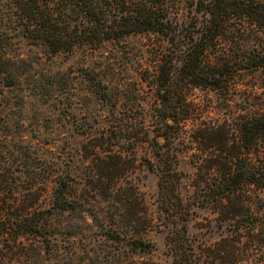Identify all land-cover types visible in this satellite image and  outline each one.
Masks as SVG:
<instances>
[{"label":"rangeland","instance_id":"rangeland-1","mask_svg":"<svg viewBox=\"0 0 264 264\" xmlns=\"http://www.w3.org/2000/svg\"><path fill=\"white\" fill-rule=\"evenodd\" d=\"M9 2L0 0V43L8 33L22 59L11 60L12 74L18 72L13 85L6 83L14 75H0V204L33 191L47 196L60 168L71 174L74 190L96 198L85 211L59 215L65 231L42 252L45 264H177L167 235L181 223L195 243L217 237L215 213L193 199L196 166L187 148L177 153L184 176L169 189L187 209L179 215L162 203L154 139L161 105L154 75L162 50L153 43L157 37L131 34L51 53L23 43ZM235 28L222 42L241 55L254 32ZM235 82L226 94L199 85L189 94L204 115L220 120L264 107L263 69H240ZM96 143L101 156L111 155L93 153ZM148 217L154 219L151 226ZM140 235L150 242L147 249L135 247L133 238Z\"/></svg>","mask_w":264,"mask_h":264},{"label":"trees","instance_id":"trees-1","mask_svg":"<svg viewBox=\"0 0 264 264\" xmlns=\"http://www.w3.org/2000/svg\"><path fill=\"white\" fill-rule=\"evenodd\" d=\"M9 1L18 14L23 43L51 53L131 34L157 37L153 43L162 50L154 75L161 105L154 139L162 203L179 215L187 209L181 195H169L184 176L177 153L187 148L196 166L193 199L212 209V230L218 231L214 239L195 243L184 235L186 222L181 223L167 235L174 259L177 264H264V107L235 120H220L204 115L189 94L192 85L226 94L235 87L240 69L264 70V0ZM186 5L189 12L184 11ZM238 25L254 32L246 41L247 53L241 55L222 42ZM3 34L7 41L0 43V75L8 77L11 60L22 59V54L10 44L11 36ZM15 75L7 85L14 84ZM102 84L107 86L104 80ZM101 146L94 144L92 152L110 156H101ZM54 173L47 196L33 191L0 204V264H45L42 252L65 231L59 215L94 204L96 198L74 190L69 171L60 168ZM148 221L149 226L154 223L152 217ZM133 239L135 247L150 245L141 235Z\"/></svg>","mask_w":264,"mask_h":264}]
</instances>
